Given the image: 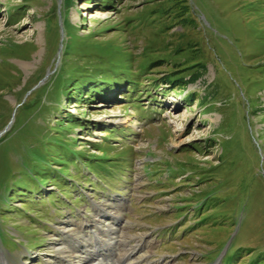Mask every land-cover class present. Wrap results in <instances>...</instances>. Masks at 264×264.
I'll use <instances>...</instances> for the list:
<instances>
[{
	"label": "rangeland",
	"instance_id": "rangeland-1",
	"mask_svg": "<svg viewBox=\"0 0 264 264\" xmlns=\"http://www.w3.org/2000/svg\"><path fill=\"white\" fill-rule=\"evenodd\" d=\"M3 130L0 264H264V0H0Z\"/></svg>",
	"mask_w": 264,
	"mask_h": 264
},
{
	"label": "bare ground",
	"instance_id": "bare-ground-1",
	"mask_svg": "<svg viewBox=\"0 0 264 264\" xmlns=\"http://www.w3.org/2000/svg\"><path fill=\"white\" fill-rule=\"evenodd\" d=\"M106 213V212H105ZM111 219H116V215H113V213H111V215H108ZM113 216H115V218L113 217ZM110 225V224H109ZM86 227H89V224H87L86 225ZM91 230H94V228H92ZM90 230V231H91ZM117 229H115V231H116ZM108 231H110V232H114V231H112V229H108V230H103L102 231V233H105V232H108ZM98 236H99V232H94L93 233V235H92V237H91V240H95V239H97L98 238ZM101 236V235H100ZM99 236V237H100ZM126 237V236H125ZM124 237V238H125ZM127 238V237H126ZM89 241H90V238L88 239ZM89 241H85V244H82V246H83V249H85V250H87L86 248H87V244H88V242ZM143 240H140V242H142ZM126 241H119V244H120V246H122L123 247V249H122V252H121V254H118L117 256H116V258L113 260V262H111V264H121V260L123 261L124 260V258H130V256L133 254V253H135L136 251H138V249H139V243H137L134 247H130L129 249H126V247L128 246L126 243H125ZM100 244V243H99ZM98 244V245H99ZM80 246H81V244H80ZM84 246H86V247H84ZM75 248V247H74ZM73 248V249H74ZM93 249H94V247H93ZM95 250V249H94ZM88 251V250H87ZM75 252H78L76 249L75 250H72L71 251V253L69 254V256L70 257H72V255H73V253H75ZM86 252V251H85ZM88 254H92V252H90V251H88L87 253H85V256L86 255H88ZM73 256H75V255H73ZM87 258V257H86ZM84 259H85V257H84ZM84 259L83 258H81V256L77 259V262H79L80 264H82V261H84ZM97 259V258H96ZM101 259V258H100ZM117 259V260H116ZM90 261V260H89ZM96 261H98V259L96 260ZM102 261H103V259H102ZM115 261V262H114ZM105 264V263H104ZM128 264H131V263H128Z\"/></svg>",
	"mask_w": 264,
	"mask_h": 264
},
{
	"label": "water",
	"instance_id": "water-1",
	"mask_svg": "<svg viewBox=\"0 0 264 264\" xmlns=\"http://www.w3.org/2000/svg\"><path fill=\"white\" fill-rule=\"evenodd\" d=\"M4 132H5V130H3V132H0V137L3 135Z\"/></svg>",
	"mask_w": 264,
	"mask_h": 264
}]
</instances>
